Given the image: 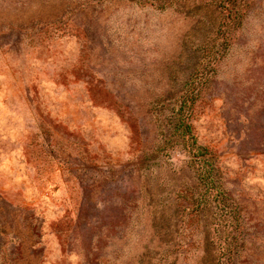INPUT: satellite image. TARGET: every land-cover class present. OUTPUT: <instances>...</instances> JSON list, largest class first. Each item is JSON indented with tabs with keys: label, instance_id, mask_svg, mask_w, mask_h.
<instances>
[{
	"label": "rangeland",
	"instance_id": "obj_1",
	"mask_svg": "<svg viewBox=\"0 0 264 264\" xmlns=\"http://www.w3.org/2000/svg\"><path fill=\"white\" fill-rule=\"evenodd\" d=\"M192 94L230 213L164 143ZM0 222V264H264V0H0Z\"/></svg>",
	"mask_w": 264,
	"mask_h": 264
},
{
	"label": "trees",
	"instance_id": "obj_2",
	"mask_svg": "<svg viewBox=\"0 0 264 264\" xmlns=\"http://www.w3.org/2000/svg\"><path fill=\"white\" fill-rule=\"evenodd\" d=\"M220 3L223 5V1H220ZM226 25L224 21L213 24V30L221 34L219 38H221L224 44H226V40L223 38L226 33ZM194 100V94L189 98H186L184 95L179 102L177 111L175 113L173 112L171 116L162 117L160 124L165 127V144H167L166 142L168 141H172V144H182L188 151L190 159L187 161V166L194 173L191 187L196 193V196H199L201 192L205 194L208 191L210 196L213 197V200L211 199L210 202H208L205 197L204 204H201L198 198H196L197 205L195 207L197 215L206 218L209 210L207 204L212 201L218 204L221 203L219 208L226 213H230L231 211L229 203H227V201L225 202V200L223 202L224 198H226V200L228 199V195L217 188V179L215 177L216 167L214 165L216 160L215 155L212 154L211 149L207 146L198 144L192 133L190 115L192 113ZM164 146L166 147L167 145ZM201 184L205 185L204 191L199 187ZM5 234L6 226L3 222H0V238L4 237ZM222 238L223 236L220 231L217 232L215 236H211L209 244L203 252V261L204 258H206L207 264H236L235 258L237 250L234 237L230 236L229 239L221 243L220 240Z\"/></svg>",
	"mask_w": 264,
	"mask_h": 264
}]
</instances>
